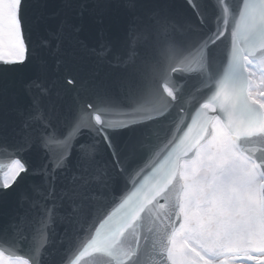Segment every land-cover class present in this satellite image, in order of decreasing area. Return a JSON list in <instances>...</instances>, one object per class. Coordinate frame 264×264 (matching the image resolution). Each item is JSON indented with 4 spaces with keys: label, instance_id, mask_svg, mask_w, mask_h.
I'll return each instance as SVG.
<instances>
[{
    "label": "snow or ice",
    "instance_id": "1",
    "mask_svg": "<svg viewBox=\"0 0 264 264\" xmlns=\"http://www.w3.org/2000/svg\"><path fill=\"white\" fill-rule=\"evenodd\" d=\"M26 2L27 0H16L11 12L6 13V15H10L11 20L19 27L21 37H23L24 32ZM64 3L68 8L73 6V0H64ZM80 7L81 11L78 15L83 16L84 5L81 4ZM65 25L77 34L81 30L79 27L72 29V26L67 24L66 20L62 21L58 33L53 36V39L56 40L55 50L57 51H59L62 37L65 35ZM49 43V41H45L46 45ZM80 43H83V41H80ZM24 52V59L13 60L12 65L27 62L26 45ZM66 83L75 85L76 81L69 77ZM33 85L37 88L40 87L38 83H29L26 85L23 96L13 93L9 95L6 104L0 102V113L12 117L9 121L0 116V151L7 153V158L0 161V204L6 201L9 189L18 185L26 176L31 174L30 165L25 159L27 154L34 150H40L41 145L46 148L53 143L67 144L68 151L63 159H68L72 156L74 147H84L82 143H76L79 135L78 130L69 132L62 138L54 140L53 132H48L41 128L38 122L42 119L43 113L42 110H39L40 99L33 95ZM94 98L98 101L102 99L99 92L94 93ZM87 107L91 109L93 104L89 102ZM48 127L49 125H44V128ZM104 136L107 141L105 151L110 148L111 153H115L118 147L117 143L113 142L112 137L107 132L104 133ZM70 139L73 143H69ZM250 163L251 167L255 169L253 178L255 187L250 189L249 194L264 203V145L261 146L260 153L252 158ZM56 167H59V164ZM25 198L27 199V196ZM18 219L23 220L24 217L21 215L18 216ZM14 229V223H5L0 220V262L2 264H19L20 254H18L17 245L20 243V237ZM209 259L212 260L213 258L210 256ZM222 259L224 264H264V241L253 239L251 236L246 240L242 238L239 243L225 249Z\"/></svg>",
    "mask_w": 264,
    "mask_h": 264
},
{
    "label": "rangeland",
    "instance_id": "2",
    "mask_svg": "<svg viewBox=\"0 0 264 264\" xmlns=\"http://www.w3.org/2000/svg\"><path fill=\"white\" fill-rule=\"evenodd\" d=\"M14 3L15 0H0V56L5 58L8 57L14 58L18 60L21 58V45L15 31L16 24L11 20L10 15H6V13L11 12ZM260 69H264V62L252 64L249 66L248 69V74L251 80L250 83L251 97H253V92H252L253 90L254 92L262 89L264 90V76L257 75ZM254 79L255 82H253ZM260 82H261V86L259 85ZM214 133H215L214 140L219 143L218 147L222 148L221 151L217 154L216 161L218 163H221L220 165L222 166L215 167L214 173L212 174V181H213L212 183L214 187L217 188V190H220L221 187L219 184L220 182H222V178H220L219 176V171L222 170L221 167L226 168L229 165L228 161H232V160H233L232 163L233 167L231 168L234 169H236V167L238 166V162L243 164L246 163L244 165H249V164H247L246 161H244L239 157L234 158L235 152L233 150V147L227 141L224 131L218 124L214 125ZM218 147H216L215 151H217ZM214 154L215 152L211 153L208 146L204 147L199 152L198 158L194 160L192 163L188 164V167L184 168L183 177L186 179L188 183H190L188 179L191 177V175L194 174V172L203 164L204 161H208L210 157L213 156ZM226 169H230V168H226ZM253 178L254 175L251 177L250 181L248 182L247 187H244L241 191H238L236 195V201L238 198V204L240 197L243 196L244 194L247 193L249 194L250 189L255 187L253 183ZM188 190L191 191L192 193L195 191L193 186L189 187ZM213 198L214 196L210 198V200H212V202L214 203ZM235 208H237L235 212L238 211L237 205H235ZM191 209L194 212H197L199 216H201L202 213L207 210L206 208H200L193 203L191 204ZM235 223L236 222L234 220H231L228 228L225 229L219 228L218 231L223 236H225L223 238V240H225L224 242L232 245L239 243V234L237 233V225H236L237 223L236 224Z\"/></svg>",
    "mask_w": 264,
    "mask_h": 264
},
{
    "label": "water",
    "instance_id": "3",
    "mask_svg": "<svg viewBox=\"0 0 264 264\" xmlns=\"http://www.w3.org/2000/svg\"><path fill=\"white\" fill-rule=\"evenodd\" d=\"M158 163V161H156ZM161 177L156 174V179L154 184L156 185L159 181H161ZM177 182L178 179L176 178ZM170 184V185H169ZM168 184V189L173 193V195H168L164 188V184H160L158 188L154 190V186L148 188V202L146 203V213H147V220L145 224L144 232L141 236V240L138 242V245L144 246V254L142 256L140 254H132L128 256L123 252L124 250L120 248L115 253L112 252V248L104 249V252L97 257L96 263L97 264H162L159 259H152L154 256L153 248L159 247L158 253L161 256L162 254L165 255L166 245L168 243V239L170 238V228L168 227L158 215L152 214L153 203L156 198V195L160 192L161 197L163 196H171L175 200L176 204L172 201L171 206L174 208L172 210L175 213V206H176V213L178 218V223L180 221L179 215V189L176 193V182L174 178L171 176V180ZM176 195V196H175ZM158 206L163 204L161 200L158 201ZM101 209V208H100ZM161 217H164V214L160 213ZM165 218V217H164ZM170 219L165 218V221ZM172 225V224H171ZM165 246V247H164ZM145 249L147 252L145 253ZM109 250V252H108ZM164 250V251H163ZM152 252V255L149 253Z\"/></svg>",
    "mask_w": 264,
    "mask_h": 264
},
{
    "label": "flooded vegetation",
    "instance_id": "4",
    "mask_svg": "<svg viewBox=\"0 0 264 264\" xmlns=\"http://www.w3.org/2000/svg\"><path fill=\"white\" fill-rule=\"evenodd\" d=\"M249 216H254L251 212H249ZM240 232L241 236L246 240L247 235L251 236L253 239H256V230L254 228V223L250 221V218L242 216L240 218ZM19 264H22L19 262Z\"/></svg>",
    "mask_w": 264,
    "mask_h": 264
}]
</instances>
